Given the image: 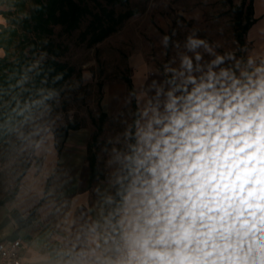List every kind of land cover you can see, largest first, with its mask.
<instances>
[{
	"label": "clouds",
	"instance_id": "obj_1",
	"mask_svg": "<svg viewBox=\"0 0 264 264\" xmlns=\"http://www.w3.org/2000/svg\"><path fill=\"white\" fill-rule=\"evenodd\" d=\"M202 45L211 52L188 37L194 57L165 69L164 100L138 108L135 131H125L135 142L116 156L104 198L111 231L102 244L92 221L95 247L79 264H264V54L204 65ZM25 108H13L15 139L34 164L51 131Z\"/></svg>",
	"mask_w": 264,
	"mask_h": 264
},
{
	"label": "rangeland",
	"instance_id": "obj_2",
	"mask_svg": "<svg viewBox=\"0 0 264 264\" xmlns=\"http://www.w3.org/2000/svg\"><path fill=\"white\" fill-rule=\"evenodd\" d=\"M196 1L192 4L194 0H127L122 4H112L110 0H75L83 9L77 28L66 32L60 25L53 26V33L43 38L44 43L56 48V60L72 66L74 74L53 100L32 117L50 131L61 134L68 125L77 127L88 123L97 129L104 124L106 136L98 147L103 165L112 166L104 171L109 178L119 166L116 156L127 150L129 142L125 131L130 130L131 123L116 131L118 119L126 118L120 114L119 117L103 116L100 103L104 97L131 99L126 80L131 76L133 55L142 54L150 65L149 74L166 76L171 74L165 72L170 51L176 53L175 56L190 52V57H194V52L186 46L191 36L203 39L211 52L219 55L233 52L237 59L247 60L242 38L244 18H239L240 6L234 0H222L217 6L213 0ZM123 13H132V16L115 23L118 15ZM90 25L97 26L96 31L107 27H113L114 31L93 44L94 32L89 31ZM165 36L169 37L167 43ZM14 48L12 46L10 51ZM195 51L210 53L203 45ZM50 57L46 52H39L36 61ZM171 59L176 63L178 57ZM211 60L203 57L201 61ZM232 63L234 61H225L226 65ZM116 132L117 138L113 139L112 134ZM15 135L14 131L0 145V200L13 192L25 159ZM113 148L118 151L112 152Z\"/></svg>",
	"mask_w": 264,
	"mask_h": 264
},
{
	"label": "crops",
	"instance_id": "obj_3",
	"mask_svg": "<svg viewBox=\"0 0 264 264\" xmlns=\"http://www.w3.org/2000/svg\"><path fill=\"white\" fill-rule=\"evenodd\" d=\"M195 1L192 4H196ZM213 2L217 6L222 0ZM234 2L242 10L251 4V24L242 37L246 57L264 54V0ZM0 10L4 9L0 7ZM0 26H7L2 14ZM175 54L173 51L168 53L169 66L165 69H179V58L191 55L190 52ZM201 54L214 59L219 53ZM4 55L0 48V58ZM172 57H178L176 63ZM200 63L207 65L208 62ZM130 66L132 72L126 85L131 99L104 97L100 103L103 116L119 117L120 114L126 118L118 119L116 131L128 123H131L130 130L135 131L133 121L135 116L136 119L139 116L138 108L148 106L150 100L153 103L163 101L164 94L157 97V89L163 88L167 92L170 88L168 78L172 73L166 76L149 74L150 65L142 54L133 55ZM104 129V124L97 129L88 123L77 127L68 125L62 134L51 131L46 149L40 158H34V164L29 158L31 149L24 153L25 159L13 192L0 200V243L19 239L23 246L24 264H79L83 256L90 254L89 247H95L91 241L96 233L89 231L92 221L99 222L96 231L102 244L104 236L111 231L104 221L109 210L104 198L114 193V188L104 171L112 166L103 165L98 147L106 136ZM112 138H117V132L112 134ZM127 140L130 143V138ZM29 164H32L31 170Z\"/></svg>",
	"mask_w": 264,
	"mask_h": 264
},
{
	"label": "trees",
	"instance_id": "obj_4",
	"mask_svg": "<svg viewBox=\"0 0 264 264\" xmlns=\"http://www.w3.org/2000/svg\"><path fill=\"white\" fill-rule=\"evenodd\" d=\"M110 1L122 4L127 0ZM2 6L6 9L0 10V14L6 19L7 26H0V48L5 52L0 58V145L20 126V117L13 108L19 111L25 108L27 101L25 115L31 118L53 100L74 74L72 66L56 60V48L44 43L43 38L53 33V26L60 25L66 32L76 29L83 12L75 0H0ZM130 16L132 13L120 14L115 23ZM239 16L245 21L242 25L244 33L252 20L251 4L244 13L239 8ZM96 27L89 26V31L94 32L93 44L114 31L113 27L96 31ZM12 46L15 48L10 51ZM39 52H46L51 57L36 61ZM130 142L134 143V138H130Z\"/></svg>",
	"mask_w": 264,
	"mask_h": 264
},
{
	"label": "built area",
	"instance_id": "obj_5",
	"mask_svg": "<svg viewBox=\"0 0 264 264\" xmlns=\"http://www.w3.org/2000/svg\"><path fill=\"white\" fill-rule=\"evenodd\" d=\"M0 264H24L23 246L19 239L0 243Z\"/></svg>",
	"mask_w": 264,
	"mask_h": 264
}]
</instances>
